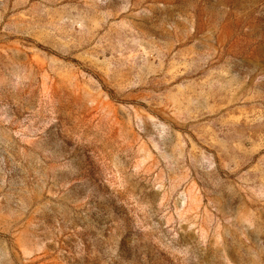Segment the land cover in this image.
I'll list each match as a JSON object with an SVG mask.
<instances>
[{
	"label": "rangeland",
	"instance_id": "rangeland-1",
	"mask_svg": "<svg viewBox=\"0 0 264 264\" xmlns=\"http://www.w3.org/2000/svg\"><path fill=\"white\" fill-rule=\"evenodd\" d=\"M0 264H264V0H0Z\"/></svg>",
	"mask_w": 264,
	"mask_h": 264
}]
</instances>
